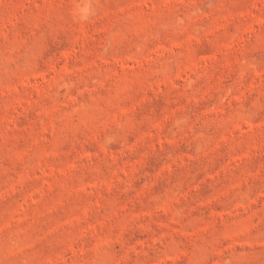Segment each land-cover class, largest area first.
<instances>
[{"label": "rangeland", "instance_id": "374dc122", "mask_svg": "<svg viewBox=\"0 0 264 264\" xmlns=\"http://www.w3.org/2000/svg\"><path fill=\"white\" fill-rule=\"evenodd\" d=\"M0 264H264V0H0Z\"/></svg>", "mask_w": 264, "mask_h": 264}]
</instances>
